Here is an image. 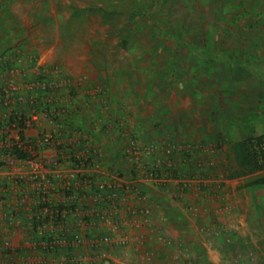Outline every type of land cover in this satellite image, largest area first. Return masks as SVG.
<instances>
[{
    "label": "rangeland",
    "instance_id": "rangeland-1",
    "mask_svg": "<svg viewBox=\"0 0 264 264\" xmlns=\"http://www.w3.org/2000/svg\"><path fill=\"white\" fill-rule=\"evenodd\" d=\"M187 99L192 117L205 124L203 140L180 134L142 141L139 123H148L143 114L153 109L142 100ZM10 118L29 125L26 159L86 170L74 190L58 182L50 193L30 182L39 188L35 214H54V227L64 211L86 214L88 228L93 214L98 261L76 260L73 234L58 252L63 231L54 235L44 221L30 220L26 238L33 245L14 252L13 261V246H1L0 264H27L34 253L61 255L59 264H123L128 249L138 257L134 264H264V185H252L264 170L245 171L243 148L247 139L264 138V0H0V171L21 167L10 156L19 138ZM255 150L261 159L264 139ZM23 175L17 171L15 180ZM183 176L223 179L207 192L210 201L231 187L237 196L228 203L251 195L243 202L247 214H210L197 230L185 216L165 214L163 228L176 222L179 241L141 250L152 214L145 188L154 191L150 185L161 181L159 202L177 209L178 192L172 195L174 184L165 180ZM70 195H83V202ZM202 240L220 248L215 263L204 259Z\"/></svg>",
    "mask_w": 264,
    "mask_h": 264
},
{
    "label": "crops",
    "instance_id": "crops-1",
    "mask_svg": "<svg viewBox=\"0 0 264 264\" xmlns=\"http://www.w3.org/2000/svg\"><path fill=\"white\" fill-rule=\"evenodd\" d=\"M190 99H187L183 101H174V100H168V101H154V102H148L143 100L140 102V106H144L149 109L153 108L152 110L149 109V114H143L144 119L146 121L148 120V123H145L144 125L139 123V126L141 127V130L139 136H142V141H145L147 143L151 142V144L154 143H161L162 140L175 138L176 135H180L184 139H193L198 138L203 140L205 137V134L202 135V133H205V124L201 123L200 121H203L201 119H197L192 117V114L196 113L193 106L190 104ZM186 104L185 108H182L183 105ZM156 109L157 111H155ZM153 111V112H152ZM165 122V123H164ZM196 122L198 124H196ZM163 123V125H162ZM202 126H201V125ZM27 130V129H26ZM24 131V136L25 132ZM14 131V130H13ZM15 132V131H14ZM28 133L32 132L31 130L27 131ZM200 132V133H198ZM17 135V134H16ZM202 135V137H200ZM18 136V135H17ZM26 137V136H25ZM19 139V138H18ZM17 142V141H16ZM25 142V141H24ZM153 142V143H152ZM47 155V154H44ZM50 155V154H49ZM24 169V170H23ZM24 171V175H27L30 170H28L25 167L20 168H13L12 171L4 170L0 171V247L3 246L6 242L9 243L10 246H13L14 250L11 251V257L9 258L10 261H13V253L17 251L23 250V247L30 248L32 244L27 240L26 235L29 232H26V230L29 228L30 220L34 221H44L46 226L52 231L54 235H57L59 231H63L61 236L64 238L61 239L57 245L56 250L58 252H62L65 250V245H67V242L65 239L66 236L69 237V235H72L75 237L77 236L79 238V242H74L72 246L78 247L77 249H74L77 252V255H80L79 261H82V263H88L93 261H98L95 259L96 251L93 249V242H92V236H96L98 232H96L95 228V222L93 221V214H90L89 217V228L85 224L86 221H84V217H86V214H80L75 213L71 214L66 211L62 212L63 214H57L58 219H60V223H58L54 227V221L56 218H54V214H35L36 213V205L38 202H40L36 196V194L39 193L36 192V188L34 191V187H37L38 185H43L45 192L46 190L51 193V191L55 190V188L58 187L59 183L63 185V187H72L78 188L81 186L79 185L78 181L80 180L81 175L84 173L83 171H86L82 169L81 167L76 166H64L61 168H50L46 167L43 170H40L41 173V179L39 178V181H41L40 184H33L29 181V177H24V180H15L14 175L16 172ZM89 171L96 172L97 170L95 168L89 169ZM99 173L102 175H108L110 176L109 172L104 169H99ZM107 172V173H105ZM86 175V174H84ZM83 175V176H84ZM97 177V176H96ZM94 176V178H96ZM73 181V182H72ZM166 183H173L174 186H178V189L173 186L172 193L174 191L178 192L179 200L173 201L174 204L177 205V209L173 207H168V210L164 207V205L159 202L161 201L162 196H160L158 191H161L160 188L164 184L160 181V184H153L150 185L152 190H148L145 188L146 196L149 197L148 200H146V205L148 206L146 209V212L151 209L152 214L150 215V218L147 217V222L149 220L150 227L141 232L143 235H145L143 240H146L147 243L144 244V248L141 250H146L148 247L149 251L157 252L159 250V244L163 245V243H170L173 242V244L176 245V242L179 241L180 236L182 233L176 229V222L173 224V228L170 226L169 228H163V219L165 214H170V219H175L174 217L180 216V219H183V217H186V225L198 229L200 225H203L204 218L207 216L209 217L210 214L215 213H231L233 214H247L246 212L243 213L242 211L243 204L246 203L248 205L253 201V197L250 195V197H245V199L241 200L239 199V192H238V199L236 201H233L235 203L234 205L232 203L227 202V198L231 199V195L237 196V192L235 191V187H231L232 189L228 190L225 195H221L222 197L217 196L215 201H210L211 198L207 195L211 188L220 187L218 186L220 182H224L223 179H202V178H186V177H178L171 179H166ZM183 183V184H182ZM217 183V184H216ZM253 185V184H252ZM185 187V191H180L179 188ZM216 191V189H213ZM225 190V189H224ZM226 191V190H225ZM76 192V191H74ZM79 191H77V194ZM219 193V192H216ZM216 193L213 194V196H216ZM222 193V192H220ZM82 194V193H81ZM169 197H171V194H169ZM172 195H177L176 193H173ZM242 195V194H240ZM71 200L74 201V204L82 203L83 202V195L82 196H73L70 195ZM62 199L68 203V199H65L64 196H62ZM244 202V203H243ZM148 203V204H147ZM239 208V209H238ZM236 209L237 213L234 212ZM175 214V215H172ZM98 215V214H97ZM56 216V215H55ZM113 214H110V218L112 219ZM119 217H123V214H119ZM166 218V217H165ZM178 219V217H177ZM114 223V221H112ZM201 222V223H200ZM43 223V224H44ZM95 225V226H94ZM33 228L32 226L30 227ZM83 228L85 229L83 231ZM34 230L39 231L36 227H34ZM18 232L17 235H14L15 232ZM31 234H34L32 232ZM199 234V233H198ZM84 235V236H83ZM25 236V238H24ZM86 237V238H84ZM84 239L81 241V239ZM88 238V239H87ZM152 240L150 241V239ZM25 239L27 241H25ZM80 241L85 244V247H80ZM87 245L89 247H87ZM174 245V246H175ZM200 250L203 252H206V256L204 259L208 263H215V261L220 259V248L215 247L210 244V242H207L205 240H202L199 242ZM173 246V248H174ZM22 247V248H21ZM116 250L113 249H107L106 252L114 253ZM121 252V251H119ZM126 253H130V255L127 258H124L123 264H134L132 261L135 259V255L133 250H125ZM132 252V253H131ZM35 256H29L30 259L28 260L27 264H59L61 263V255H58V259H56L53 254H48L45 256H41L40 253H34ZM31 255V254H30ZM203 255V254H202ZM139 259L142 260V258H145L144 256L139 255ZM135 257V258H134ZM138 259V257L136 258ZM70 262V261H69ZM73 262V260L71 261ZM8 264H14L12 262H8ZM105 264H108V262H105ZM136 264V263H135ZM146 264V262H145Z\"/></svg>",
    "mask_w": 264,
    "mask_h": 264
},
{
    "label": "trees",
    "instance_id": "trees-1",
    "mask_svg": "<svg viewBox=\"0 0 264 264\" xmlns=\"http://www.w3.org/2000/svg\"><path fill=\"white\" fill-rule=\"evenodd\" d=\"M9 124L12 130L17 132V135L19 137L18 141L12 146H10L9 149L10 156L17 157L18 159H25L27 153L26 149H24V146L20 145L23 144L25 141V136H24V131L26 130L25 120L24 118H22L19 121H16L14 118H10ZM263 139H264L263 137L247 139L243 144L244 161H246L245 167L247 168V170L245 171L248 173H257L264 170V155H262V158L260 159V157H258L257 150H255L256 147L262 144ZM252 184L264 185V176L257 178L252 182Z\"/></svg>",
    "mask_w": 264,
    "mask_h": 264
},
{
    "label": "built area",
    "instance_id": "built-area-1",
    "mask_svg": "<svg viewBox=\"0 0 264 264\" xmlns=\"http://www.w3.org/2000/svg\"><path fill=\"white\" fill-rule=\"evenodd\" d=\"M25 124H26V126H25L26 129H28L29 128L28 123L25 122ZM21 146H24V149H26V146L24 144H22ZM26 152H27V149H26ZM128 153L130 154L129 150H128ZM15 162L17 163V165H19L21 167H25L28 170H30V172L27 175H23L24 177H29V181L38 182L39 178L41 179L40 170H43L45 168L41 167V165H40L41 162L38 160V158H35V157H32L31 159H26L25 158V159H20V160H17V161L15 160ZM8 245L9 244L6 242L5 244H3V247H8Z\"/></svg>",
    "mask_w": 264,
    "mask_h": 264
}]
</instances>
